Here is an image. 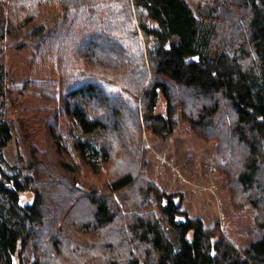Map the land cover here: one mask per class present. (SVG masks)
I'll return each instance as SVG.
<instances>
[{"label":"trees","instance_id":"16d2710c","mask_svg":"<svg viewBox=\"0 0 264 264\" xmlns=\"http://www.w3.org/2000/svg\"><path fill=\"white\" fill-rule=\"evenodd\" d=\"M180 123L264 228V0H0V166L29 150L0 177V264H264V238L240 249L147 174L144 134Z\"/></svg>","mask_w":264,"mask_h":264},{"label":"rangeland","instance_id":"374dc122","mask_svg":"<svg viewBox=\"0 0 264 264\" xmlns=\"http://www.w3.org/2000/svg\"><path fill=\"white\" fill-rule=\"evenodd\" d=\"M60 18L58 8L47 9L36 23L15 33L8 43L29 40V33L36 25L52 29L59 24ZM164 110L165 101L161 99L157 113L163 114ZM144 148L145 169L149 177L165 191L180 193L183 196L182 208L191 218L202 219L207 227L219 223L222 231L240 249L264 238V228H257L253 223L254 209L248 207L244 212L236 213L231 204L226 178L212 171L215 144L202 142L190 132L187 125L180 123L175 135L168 140H161L152 133L144 134ZM5 157L6 163L0 166V177L3 173H12L10 166H22L29 161L28 147L15 135L5 148ZM20 201L22 205L31 204L33 194H22ZM161 226L175 250L180 251V230L169 225L163 216Z\"/></svg>","mask_w":264,"mask_h":264}]
</instances>
